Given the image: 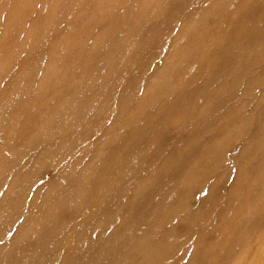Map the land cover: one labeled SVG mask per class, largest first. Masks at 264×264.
<instances>
[{
    "label": "rangeland",
    "instance_id": "1",
    "mask_svg": "<svg viewBox=\"0 0 264 264\" xmlns=\"http://www.w3.org/2000/svg\"><path fill=\"white\" fill-rule=\"evenodd\" d=\"M20 1L0 0V260L23 257L17 264H40L41 259L24 257L32 249L28 242L36 244L35 234L50 226L41 250L45 264H67L82 246L115 226L110 217L109 227L99 228L105 217L89 183L107 169L115 187L107 191L120 189L121 174H130L142 158L136 155L126 170L118 162L127 154L121 145L141 148L147 166L159 169L167 157L175 159L179 150L188 152L195 144L191 126L198 127V146L212 136L217 121L211 117L219 107L236 110L241 119L233 127L240 130L225 140L205 174L184 180L175 202L179 217L200 208L211 189L213 197L227 196L252 172L251 161L236 168L235 155L264 130V0H28L13 14ZM251 14L263 23L255 35L259 47L252 43L259 48L256 59L243 48L233 56L219 49L197 75L174 74L179 49L191 39L188 29L203 33L198 37H220L218 18ZM177 36L179 49L172 45ZM194 87L204 91L201 97H190ZM144 92L157 96L137 121L146 123L152 111L160 115L155 141L153 130L143 131L141 123L127 135L117 127ZM262 194L264 188L250 192L246 201L229 200L237 217L228 230L213 220L219 202L193 217L202 229L177 224L170 241H159L153 264H264ZM109 209L111 204L107 214ZM93 211L101 217L94 218ZM163 219L156 221L164 224Z\"/></svg>",
    "mask_w": 264,
    "mask_h": 264
},
{
    "label": "bare ground",
    "instance_id": "2",
    "mask_svg": "<svg viewBox=\"0 0 264 264\" xmlns=\"http://www.w3.org/2000/svg\"><path fill=\"white\" fill-rule=\"evenodd\" d=\"M27 2L29 1L21 0L16 3L15 7L12 9L13 14L20 13V8L24 9ZM239 6L242 9L246 7L243 4ZM156 10L158 9L154 8V11ZM219 11H221L219 15L222 16L223 11L220 9ZM243 13L248 15L245 12ZM252 15L253 14L250 16H243V18L239 16L234 17L229 21L224 20L223 17L218 18L221 20V25L216 35H220V37H215L210 34L198 37V34L203 33H200V31L192 32L193 28H190L187 30V33H189L191 39L188 41L185 40L187 43L182 49H179V46H177L178 44H176V40L179 36L173 38V47H176L182 53V56L174 61L175 68L172 69L174 74H185L190 71L188 77H192L194 73L197 75L198 67L201 69L205 64L212 62L213 58H217L218 55L216 54H218L219 49L224 55L233 56L232 52L238 53L240 48H243V50L246 49L251 51V54L255 56L254 59H256L258 55L257 52L259 51V48H257V46L259 47V43L257 44L255 42V35L261 31L263 23L260 19H258L257 22L255 20L256 18L254 16L253 18ZM202 27L204 29L206 28L204 25H202ZM182 31L180 32L182 33ZM261 40L258 42H261ZM175 79L176 77H166L167 81ZM211 79L209 80L210 82ZM203 92L202 89L197 87L191 88L189 91L191 94L190 97L193 99L201 97ZM152 95L153 94L149 95V93L146 94L144 92L140 99H136L133 102L132 107L128 110V114L123 115V120L121 119L117 126L118 128L124 129L123 134L127 135L128 130H132L136 125H139L138 123H141L139 128L143 131L147 128H151L153 130L152 141L157 140L158 131L156 127L158 125V117L160 116L157 112H154L155 115L153 116L154 113L152 111L145 120L146 123L137 121L139 113L143 109L149 108V105L151 106V100L157 96ZM172 104L175 106L173 102ZM220 104L221 106L225 105L222 100ZM209 107L210 106H208V108ZM204 108L205 107H203V109ZM159 109L163 110L165 107L161 105ZM159 109L157 111H159ZM216 113L215 117H211V119H214L211 121L212 123L215 121L217 122L213 126L212 136L208 140L205 139V141L198 146V136H200L198 127L197 125L191 126L190 140L195 144H193L188 152H185L184 149L179 150L177 156L175 155V159L174 156L167 157V161L162 164L159 169H154V167L152 169L147 166L144 155L145 151L143 152L141 148L137 149L138 147H133L131 146L132 144H128V142L121 145L123 147L122 151H126L127 154L124 157L119 156L118 162H121L122 164L120 165H123L124 168L126 167V170L132 167L131 165L135 162L134 158L136 155L142 158H140L139 165L135 170L131 168L132 172L130 174H121L120 183L118 184L121 185L120 189L116 190L114 193H109L107 191L115 188L114 185H112L111 171L107 169L101 176L99 175L100 177H93L94 181H98L89 183V190L92 193L96 192L95 197L99 203L96 205L101 209V215L105 217L99 228L105 229L109 227L111 224L109 221L110 217L115 219V226L112 227L110 232L105 236L96 237L87 245L82 246L81 249H83V252L69 257L67 264H153V254L158 250L160 240L168 239V241H170L171 237L174 236L175 228L180 223L187 225L188 230L202 229L204 224L201 223L199 225V222H196L193 217L197 214H201L205 207L216 204L217 202H219V207L214 213L213 219L217 223V228H219V223L221 222L223 223L221 227L222 230H228L233 227L237 213L235 212L233 214L230 210L229 200L238 199L239 201H246L250 192L254 193L264 188V130L263 132L257 131V137L252 141L243 143L241 149L235 155L236 168L251 161L253 169L250 174L246 173L243 179L233 185L227 196H218L216 194V197H213L212 195L215 193L212 191L211 187H208V190L211 189V191L203 196V205L195 212L186 213L182 217H179L178 211L176 210L180 205H175V202L180 197L183 190L184 180L189 177L192 178L194 175L199 177L205 174L210 167H212L214 163L213 159H215L218 149L222 148L225 140L231 136L237 137L235 131L240 130V127L233 126H235L236 123L239 124V119L241 118H237L236 110L229 106L228 108L219 107ZM140 133L135 137L138 140H140ZM221 133L223 134V136H221L222 138L220 137ZM137 152H140V154ZM256 154H259L260 159H256ZM250 156L254 158L251 159ZM87 177L91 179L90 176ZM115 180H119V177H116ZM118 185H116V187H118ZM211 185L216 186L218 183L213 182ZM102 189H105V191ZM108 194H110V197L108 196L109 202L104 206ZM263 198L264 194L261 195L260 200L262 201ZM110 204L112 210L109 209L111 212L107 214ZM96 214L97 212L93 211L92 216L94 218L101 217V215ZM160 217L164 218V224L156 221L157 218ZM243 218L244 215H241V219ZM172 219L175 221H171ZM81 222L83 223V221ZM189 225L191 226L189 227ZM242 225H247L245 218L242 221ZM49 228L50 226H47L45 229L43 228L39 230V233L35 234L36 240L34 243L36 244L33 245L32 242H28L31 244L29 249H32L29 253L25 254L27 255V257H24L25 261L41 259L42 261L39 262L40 264L46 263V259H44L45 252L41 250L46 247L48 242L44 230H49ZM153 228L156 229L153 230ZM102 231L103 230H101V232ZM88 235H90V232H88ZM47 250L51 251L49 248H47ZM55 252L57 251L55 250L53 253ZM70 252L74 254L76 251L73 250ZM55 255L56 254H53V256ZM8 259L11 261V264H17L22 261L21 259H23V257H20V261L16 260L17 262H15L7 256L6 259L0 260V264H7L6 261Z\"/></svg>",
    "mask_w": 264,
    "mask_h": 264
}]
</instances>
